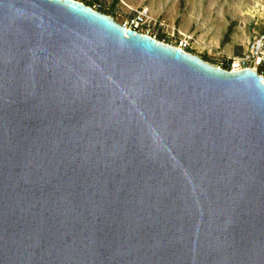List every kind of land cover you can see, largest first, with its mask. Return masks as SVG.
Listing matches in <instances>:
<instances>
[{"label":"water","instance_id":"obj_1","mask_svg":"<svg viewBox=\"0 0 264 264\" xmlns=\"http://www.w3.org/2000/svg\"><path fill=\"white\" fill-rule=\"evenodd\" d=\"M263 80L0 0V264H264Z\"/></svg>","mask_w":264,"mask_h":264},{"label":"rangeland","instance_id":"obj_2","mask_svg":"<svg viewBox=\"0 0 264 264\" xmlns=\"http://www.w3.org/2000/svg\"><path fill=\"white\" fill-rule=\"evenodd\" d=\"M124 23L135 9L146 8L152 20L144 31L187 49L212 63L243 52L255 32L264 31V0H78Z\"/></svg>","mask_w":264,"mask_h":264},{"label":"built area","instance_id":"obj_3","mask_svg":"<svg viewBox=\"0 0 264 264\" xmlns=\"http://www.w3.org/2000/svg\"><path fill=\"white\" fill-rule=\"evenodd\" d=\"M152 20V16L149 11L142 7L134 10V15L126 20L122 25L137 31L146 33L156 38L148 31H144L143 25H147ZM165 42V40H161ZM167 43V42H166ZM171 44V43H168ZM176 47H180L183 50L190 52L188 47V41L185 38H181L176 44H171ZM227 63L214 64L229 71H239L246 68H254L259 75L264 79V31L255 32L253 37L249 40L245 50L237 55H232L227 58ZM264 81V80H263Z\"/></svg>","mask_w":264,"mask_h":264}]
</instances>
